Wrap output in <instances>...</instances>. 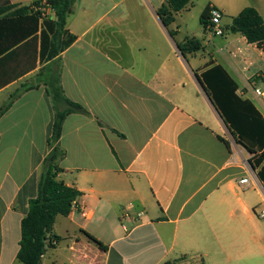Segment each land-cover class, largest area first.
Here are the masks:
<instances>
[{"label": "crops", "instance_id": "1", "mask_svg": "<svg viewBox=\"0 0 264 264\" xmlns=\"http://www.w3.org/2000/svg\"><path fill=\"white\" fill-rule=\"evenodd\" d=\"M204 3L222 14L224 36L208 26L201 37L180 39L175 22L145 20L139 0H75L66 30L76 39L52 62L40 59V31L35 53L31 38L17 43L25 28L4 24L0 50L12 49L0 57V110L14 101L0 117V264H22L21 223L50 153L55 113L39 85L43 69L60 70L66 97L89 115L64 122L58 179L80 196L69 216L57 217L61 240L41 264H264V220L256 214L264 143L247 139L263 157L252 168L254 155L236 142L200 81L220 67L264 120V98L254 93L264 91V52L227 31L246 8L264 19V0ZM188 38L202 49L184 56L178 44ZM246 177L256 187L242 189Z\"/></svg>", "mask_w": 264, "mask_h": 264}, {"label": "trees", "instance_id": "2", "mask_svg": "<svg viewBox=\"0 0 264 264\" xmlns=\"http://www.w3.org/2000/svg\"><path fill=\"white\" fill-rule=\"evenodd\" d=\"M191 2L192 0H166V3L157 11V15L163 25L168 28L175 22L176 14L183 11ZM70 8V0L34 2L30 7L21 8L17 5H3L0 6V30H4V24L8 19H14L13 22L18 24V28L21 30L25 28V32L22 33L17 43H22V41L31 38L30 41L34 46L35 53L38 42L37 33L40 31V59L52 62L76 39L66 30ZM39 9L47 11L46 18L42 23L40 20L43 13ZM48 12L51 16L48 15ZM210 12L211 8L208 7L201 16V24L205 30L209 26ZM227 31L245 37L249 44H256L258 47L264 43V19L254 8H246L233 18ZM9 49H12V45L3 47L0 50V57ZM178 49L184 56L195 54L201 51L202 43L197 38H188L183 43L178 44ZM44 71L45 69L41 70L37 77L39 85L42 84L45 87L53 104L54 124L49 139L50 153L42 166L38 195L30 200L29 212L21 223L18 260L22 264L42 263V258L47 249L55 247L54 242L58 243L61 240L54 235L57 217L69 216L75 201L80 196V192L58 179V174L63 171L60 168V163L66 157L60 140L64 122L68 116L72 114L89 115V113L81 105L66 97L61 83L60 70L50 69L47 73ZM200 81L235 137L236 142L254 155L249 161L251 167L259 166L263 157L256 155L257 152L249 145L247 139L250 137L258 145L264 143V120L260 114L249 102L242 101L236 96V86L220 67L204 73ZM24 88L23 91H29L35 89V86ZM13 101L14 99L0 110V117L12 106ZM246 108H249L250 111ZM219 139L225 142L224 139ZM90 240L101 249H107L96 239L90 237ZM164 264L175 263L166 262Z\"/></svg>", "mask_w": 264, "mask_h": 264}, {"label": "rangeland", "instance_id": "3", "mask_svg": "<svg viewBox=\"0 0 264 264\" xmlns=\"http://www.w3.org/2000/svg\"><path fill=\"white\" fill-rule=\"evenodd\" d=\"M139 3L143 5L144 19L147 20L151 16V20H157V11L161 8L165 0H139ZM204 0H193L190 6L176 14L174 28L180 30L178 37L183 39L187 36L201 37L205 35V30L201 24V16L205 10ZM228 23V19L224 20V24Z\"/></svg>", "mask_w": 264, "mask_h": 264}, {"label": "built area", "instance_id": "4", "mask_svg": "<svg viewBox=\"0 0 264 264\" xmlns=\"http://www.w3.org/2000/svg\"><path fill=\"white\" fill-rule=\"evenodd\" d=\"M39 11H41L43 13L41 20H44L46 18L47 11L45 9H39ZM221 19H222V14L220 13V11L212 8L211 12H210L209 31L214 36L222 37L225 35V28L221 23ZM259 48L262 52H264V43L262 45H260ZM254 93L257 97L264 98V91L256 89L254 91ZM239 185L244 190L251 189V188H253V186H255L254 181H252L250 177H246L244 179H241L239 181ZM256 214L260 219L264 220V204L262 207L256 209ZM144 215H145L144 212H138L137 213V219L142 218ZM125 216L128 217L127 214Z\"/></svg>", "mask_w": 264, "mask_h": 264}, {"label": "water", "instance_id": "5", "mask_svg": "<svg viewBox=\"0 0 264 264\" xmlns=\"http://www.w3.org/2000/svg\"><path fill=\"white\" fill-rule=\"evenodd\" d=\"M74 2H75V0H70V6H71V8L69 10V14L72 13V6L74 5Z\"/></svg>", "mask_w": 264, "mask_h": 264}]
</instances>
